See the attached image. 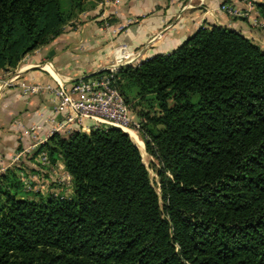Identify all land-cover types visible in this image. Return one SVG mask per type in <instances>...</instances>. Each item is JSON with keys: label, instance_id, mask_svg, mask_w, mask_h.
Segmentation results:
<instances>
[{"label": "trees", "instance_id": "1", "mask_svg": "<svg viewBox=\"0 0 264 264\" xmlns=\"http://www.w3.org/2000/svg\"><path fill=\"white\" fill-rule=\"evenodd\" d=\"M94 1L0 0V71ZM112 85L160 165V196L120 129L54 133L38 153L61 161L72 193L32 192L20 167L0 173V264H264V52L202 28Z\"/></svg>", "mask_w": 264, "mask_h": 264}, {"label": "crops", "instance_id": "2", "mask_svg": "<svg viewBox=\"0 0 264 264\" xmlns=\"http://www.w3.org/2000/svg\"><path fill=\"white\" fill-rule=\"evenodd\" d=\"M225 4L241 15L229 16L221 10ZM257 4H264V0L94 1L47 46L26 55L15 69L5 71L17 73V78L12 86L0 88L2 166L5 170L20 167V179L30 182L29 190L48 186L59 192L65 189L70 195L71 180H66L61 161L52 164L49 160L44 166L38 153L54 133H60L56 129L65 116L55 110L57 99L51 90L32 94L23 86H68L111 68L136 66L175 52L198 30L213 26L239 33L264 52V20L258 15ZM122 55L135 59L129 63ZM34 126L40 129L33 130Z\"/></svg>", "mask_w": 264, "mask_h": 264}, {"label": "built area", "instance_id": "3", "mask_svg": "<svg viewBox=\"0 0 264 264\" xmlns=\"http://www.w3.org/2000/svg\"><path fill=\"white\" fill-rule=\"evenodd\" d=\"M221 10L232 17L241 15L228 4L223 5ZM256 24L254 22V25ZM121 58L128 59L129 63L135 59L130 58V55H122ZM117 70L118 68H111L107 73L74 81L68 86L58 85L56 88L23 86V88L24 91L32 94H37L43 89L53 92L57 99L55 110L61 111L65 116L56 132H88L101 127H114L126 134L135 133L138 124L134 122L133 117H130V110L123 97L112 85V79ZM16 78L17 73L7 74L5 71H0V88L12 86ZM87 121H90L91 124L88 125ZM39 129V126L33 128V130ZM40 158L42 165H49L46 152H41ZM4 171L5 168L0 161V173ZM66 180L70 181L68 174ZM25 185L29 189L30 182H26Z\"/></svg>", "mask_w": 264, "mask_h": 264}, {"label": "rangeland", "instance_id": "4", "mask_svg": "<svg viewBox=\"0 0 264 264\" xmlns=\"http://www.w3.org/2000/svg\"><path fill=\"white\" fill-rule=\"evenodd\" d=\"M129 110H130V117H133L134 122L138 124V128H137L136 133H135L136 136H135L134 133L131 132L130 133V137H131L132 141L134 142V144L136 145V147L139 149L141 157H142V161H143L145 167L147 168V170L149 172L151 183L154 186L157 194L160 196L159 178H158V176L156 174V171L160 169V165H159V163L157 162V160L154 157H152L149 154H147V152L145 150L144 141L141 138V131H140L141 125L139 124V120L134 115V113L131 111V109H129ZM1 173H3V172H1ZM64 182H65V180H64ZM31 190L32 191L33 190H35V191L39 190V191L42 192L43 195H47L46 192H53L52 194H55V195L61 194L63 196H69V192L67 193L65 189H63V191L59 192L55 188L53 190L48 189V186L47 187L45 186L43 188L36 186V187H34V189L30 188V191ZM160 205L162 206V201H160Z\"/></svg>", "mask_w": 264, "mask_h": 264}]
</instances>
